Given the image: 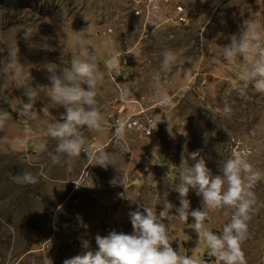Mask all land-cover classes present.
Instances as JSON below:
<instances>
[{
  "label": "rangeland",
  "instance_id": "374dc122",
  "mask_svg": "<svg viewBox=\"0 0 264 264\" xmlns=\"http://www.w3.org/2000/svg\"><path fill=\"white\" fill-rule=\"evenodd\" d=\"M248 20L264 23V0H0V115L7 113L0 129V264H63L95 252L97 235L133 234L130 213H143L145 206L162 213L174 250L221 264L197 242L193 219L181 223L175 208L165 210L163 201L167 192V201L179 206L174 188L181 168L194 165L189 154L195 151L213 175L220 174L222 161L245 148L251 150L250 163L264 171V94L239 80L242 61L229 63L222 53ZM78 39L94 51L103 73L96 98L107 121L102 132L82 129L85 142L106 145L118 158L117 169L91 165L83 152L70 169L67 156L53 164L48 155L57 141L45 135L47 126L64 109L49 100L46 69L69 68ZM166 50L177 56L169 72L160 71ZM110 54L119 57L120 69L107 70ZM13 60L23 66V77L14 78L7 69ZM157 71L163 90L174 98L172 109L158 106L152 79ZM29 82L41 85L34 119L18 115L27 102L21 85ZM185 84L189 88L181 92ZM225 105L230 115L222 114ZM118 120L127 126L119 141L114 138ZM24 171L39 182L19 185L10 178ZM118 171L123 186L109 183ZM254 192L264 205V180ZM187 199L190 209L202 208L191 188ZM231 214L210 210L206 227L220 235ZM248 229L250 238L242 244L247 264H264V206ZM82 240L89 242L87 249Z\"/></svg>",
  "mask_w": 264,
  "mask_h": 264
},
{
  "label": "clouds",
  "instance_id": "9594fccd",
  "mask_svg": "<svg viewBox=\"0 0 264 264\" xmlns=\"http://www.w3.org/2000/svg\"><path fill=\"white\" fill-rule=\"evenodd\" d=\"M203 2V0H202ZM230 43L222 47V53L229 63L240 62L238 65V78L251 84L256 92L264 94V23L257 20H248L244 23L239 35L229 37ZM78 55L71 60L69 68L57 71L52 67L46 70L49 73V91L47 93L52 105L62 106L64 112L60 114L54 124H49L45 135L57 141L54 153L48 155L53 164L61 162V155L68 157L69 169L74 159L86 153L91 165L107 169L109 165L117 169L118 158L106 151V145L94 144L88 146L82 129L102 132L107 123L98 108L97 92L103 82V73L99 70L94 51H89L83 40L78 39ZM177 56L171 50L163 53L160 71L169 72L176 63ZM109 71L120 69L119 57L110 54L105 61ZM14 78L24 76L23 66L13 60L7 65ZM160 71L153 74L154 87L161 109L169 110L175 107L174 98L163 90L160 82ZM27 79L32 81V77ZM23 95L27 102H22L18 115L21 117L36 116L34 105L38 100V91L41 85L33 86L31 82L23 83ZM189 88L185 84L181 92ZM243 95V90H241ZM127 89L122 90L121 96L126 99ZM232 109L225 105L222 114L230 115ZM7 113L0 115V129L5 126ZM168 120V118H167ZM161 118L156 121V124ZM115 139H122L127 131L126 121L116 122ZM26 131H28L26 129ZM171 133V129H169ZM41 150L47 151L44 144L39 145ZM251 150L234 151L232 156L222 161L219 173L213 175L206 167V162L199 151L189 154L195 161L191 167H182L180 184L174 188L179 193V206L176 207L167 201L168 193H164V209L175 208V216L181 223H187L188 218L193 219L192 229L197 235V242L203 243L208 249V255L216 258L221 264H247L242 244L250 238L248 229L252 216L264 206L258 203L254 192L256 185L264 180V171L257 169L249 161ZM119 172V171H118ZM120 173V172H119ZM19 185H36L37 176L29 171L10 177ZM111 185H124L125 180L120 175L109 182ZM79 188L81 185L75 183ZM202 198V208L190 209L187 199L189 189ZM63 206L57 205L56 211H62ZM229 209L232 211L229 222L224 224L222 233L217 235L206 227L210 210ZM227 214V213H225ZM133 234L109 233L105 237H95L98 250L86 251L65 259L63 264H205L197 257L182 255L172 247L169 229L163 222L162 213L157 214L151 207H144L143 213L134 211L130 213ZM82 224V222H81ZM87 229V225L82 224ZM85 249L89 247L87 240H82Z\"/></svg>",
  "mask_w": 264,
  "mask_h": 264
},
{
  "label": "built area",
  "instance_id": "2783aa9c",
  "mask_svg": "<svg viewBox=\"0 0 264 264\" xmlns=\"http://www.w3.org/2000/svg\"><path fill=\"white\" fill-rule=\"evenodd\" d=\"M177 9L179 10V12H181V7H178Z\"/></svg>",
  "mask_w": 264,
  "mask_h": 264
}]
</instances>
